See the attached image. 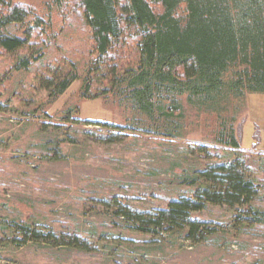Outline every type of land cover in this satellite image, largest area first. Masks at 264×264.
Instances as JSON below:
<instances>
[{
    "label": "rangeland",
    "instance_id": "374dc122",
    "mask_svg": "<svg viewBox=\"0 0 264 264\" xmlns=\"http://www.w3.org/2000/svg\"><path fill=\"white\" fill-rule=\"evenodd\" d=\"M12 1L43 18L40 38L48 48L41 63L20 71L15 61L27 50L0 49V264H264V225L236 223L238 212L226 206L194 214L214 230L198 241L162 229L142 233L123 215L126 207L166 209L171 200L192 194L189 176L240 151L262 180L264 93L248 92L232 106L239 107L224 113L235 122L239 150L220 143L221 117L200 111L186 96L180 97L182 129L168 136L157 113L154 119L121 95L84 90L95 55L76 0L63 7L54 0ZM9 30L23 34L17 26ZM134 48L116 52L123 65L131 64ZM72 63L79 76L65 92L50 96L40 87L39 76L69 70ZM200 145L211 155L193 152ZM262 188L253 204L264 210ZM23 224L54 237L13 242L9 226ZM75 236L89 247L70 244Z\"/></svg>",
    "mask_w": 264,
    "mask_h": 264
},
{
    "label": "trees",
    "instance_id": "16d2710c",
    "mask_svg": "<svg viewBox=\"0 0 264 264\" xmlns=\"http://www.w3.org/2000/svg\"><path fill=\"white\" fill-rule=\"evenodd\" d=\"M54 2L63 7L73 0ZM76 6L90 29L95 55L83 80L87 93L96 88V94L121 95L148 116L156 119L157 113L168 136L182 129L180 97L186 96L200 111L221 117V144L241 148L235 122L224 113L239 107L232 106L243 103L246 93H264V0H76ZM29 10L12 0H0V49L9 54L27 50L15 61L14 69L19 71L41 63L48 48L40 38L45 35V22ZM12 26L23 34L11 33ZM127 44L135 47L129 55L135 57L123 65V54L117 58L116 52L130 48ZM71 65L69 70L39 76L38 84L50 96L62 94L79 76L78 67ZM99 125L113 128L109 123ZM193 152L211 155L210 148L202 145ZM240 153L189 176L186 184L194 189L192 194L171 200L166 209L144 213L126 207L123 215L131 216L142 233L182 232L194 241L214 231L208 222L194 217L209 206L236 210V223L264 225V210L253 204L264 178L256 176ZM259 172L264 175V159ZM9 228L13 242L21 244L54 237L30 224ZM69 243L88 246L77 236Z\"/></svg>",
    "mask_w": 264,
    "mask_h": 264
}]
</instances>
